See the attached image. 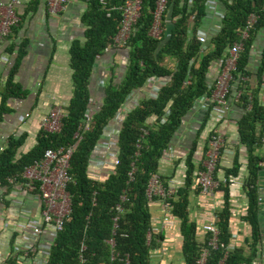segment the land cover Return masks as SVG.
Masks as SVG:
<instances>
[{"label": "trees", "instance_id": "1", "mask_svg": "<svg viewBox=\"0 0 264 264\" xmlns=\"http://www.w3.org/2000/svg\"><path fill=\"white\" fill-rule=\"evenodd\" d=\"M123 1L109 0V4L112 6ZM154 1H141L139 16L126 41V62L122 75L115 79L110 74L96 107L90 113L87 130L75 140L72 135L88 107V83L95 56L110 44L118 29L120 16L119 10H111L109 16H106L97 0H84L86 8L80 16L84 26L83 41H73L69 46L71 90L69 100L63 106L64 115L61 117L59 132L47 133L39 129L35 144L19 155H16V151L24 136L9 137L0 151V186H7L6 177L19 174L45 148L74 144L68 170L72 180L66 187L70 196V212L51 240L45 264H151V254L159 249L162 234L156 232L147 235L151 225L149 202L145 196L148 178L158 172L163 186H166V178L169 176H162L159 171L165 149L195 100L209 94L208 68L213 63H219L230 44L238 40L249 13L255 15V22L247 37L242 40L233 72V81L237 82L236 90L240 91L235 103L242 111L236 120V142L244 146L247 153V176L242 182L246 206L241 219L249 226V253L244 255L243 248L231 238L233 232L230 229L227 183H220L214 189L222 193V204L214 212L216 246L207 245L210 236L207 231L202 230V241H197L196 224L187 214L194 170L193 143L184 156L182 185L164 199L159 196L152 199L166 203L170 216L178 220L183 264H195L203 249L207 250L203 264H245L257 253L260 231L256 176L260 157L252 154V151L260 146L261 129L258 135L255 130L257 125H261L262 119L257 91L262 82L261 77H264V45L253 73L254 88L249 89V84L242 85L239 77L250 75L246 66L255 34L264 29V0H220L223 12L219 27L207 38L206 46L196 40L195 33L206 15L207 0H167L162 15L161 34L151 37L148 29ZM157 77H164L166 81L155 96H138L136 104L121 114L117 121L114 145L117 164L101 177L90 176L86 172L87 159L93 153L102 128L110 123L129 93L145 88L148 79ZM240 84L244 91L239 87ZM24 95L25 92L9 76L0 94V121L3 114L10 112L6 106L7 99ZM141 129L145 130L144 134H141ZM236 153L232 156L231 166L224 169L223 175H237L240 164ZM120 196L124 197L123 201H120ZM117 204L121 205L122 212L118 214L113 229L111 218L117 213ZM109 237L113 238L112 247L106 242ZM231 242L234 246L228 248ZM80 245H83L81 251ZM79 254L84 259L83 263L79 262ZM111 254H114L113 259H110ZM11 261L9 258L8 262Z\"/></svg>", "mask_w": 264, "mask_h": 264}, {"label": "crops", "instance_id": "2", "mask_svg": "<svg viewBox=\"0 0 264 264\" xmlns=\"http://www.w3.org/2000/svg\"><path fill=\"white\" fill-rule=\"evenodd\" d=\"M5 1L0 0V2ZM18 1L19 4L14 7V10L19 21L11 28L7 36L0 39V94L9 76L11 81L25 92L21 98L7 99L6 106L10 112L3 114L0 121V151L5 147L9 137L24 136L16 155L25 153L35 144L40 116L52 106H65L69 100L71 83L68 50L71 42L83 41L84 26L80 21V16L86 8L84 0H68L61 11L49 14L45 0ZM222 12L223 6L220 0H207L206 15L196 29V32L201 31L204 34L205 46L207 38L218 30ZM263 45L264 29H260L255 34L249 52L246 69L250 75H244V80H241L242 85L249 84V89L255 86L253 73ZM115 61L123 65V68L119 69V74L114 75L115 79H119L126 62L125 47L108 48L95 58L88 83L90 97L95 107L103 86L112 74L111 65ZM11 68H14L13 71ZM208 69L207 76L208 83H210L219 71V63H213ZM236 87L237 82L232 81L227 95L229 111L226 114L214 113L211 105L203 109L200 101H197L196 105L186 112L179 130L165 149L160 160L159 171L162 176H169L166 178V185L173 190L176 189L183 183L184 156L192 143L194 173L200 168L204 159L209 131L214 129L221 134L223 147L229 149L231 154H220L214 177L223 175L224 169L231 166L233 154L237 152L240 164L238 173L234 178L228 175L233 181V185L228 186L230 229L236 234L233 241L242 247L244 255H247L250 251L249 226L241 219L246 206L242 182L247 176V153L245 147L236 142V120L242 113L234 102ZM241 89L244 91L243 87ZM144 94L149 96L146 84L145 88L133 91L131 97L137 98ZM260 95L259 88L258 100ZM205 101H207L206 98ZM206 116L207 119H205ZM260 129L261 125H257L256 135L259 134ZM114 152V146H108L102 151H93L92 154L100 159H108V155ZM252 154L260 157L257 162L259 169L256 176L257 197H260V201L257 202L260 244L255 256L245 264H264V157L260 146L255 147ZM108 171V168H104L96 177H101ZM188 199V218L195 222L196 239L201 242L204 234L201 226L203 224L213 225L214 212L222 204V193L217 190L209 195H203L192 181ZM148 204L151 226H156V231L153 233L161 232L162 234L159 249L151 254V264H183L178 220L170 216L169 207L168 209L163 208V202L160 199H152ZM164 215L168 216L170 223L163 226L161 218ZM39 220V203L34 192H25L18 186H0V264H31V258L42 259L44 257V253L38 246L50 245L53 236L45 229L40 233L32 231L33 225ZM31 247H35L34 253L30 251ZM9 258L12 260L11 263L8 262Z\"/></svg>", "mask_w": 264, "mask_h": 264}, {"label": "built area", "instance_id": "3", "mask_svg": "<svg viewBox=\"0 0 264 264\" xmlns=\"http://www.w3.org/2000/svg\"><path fill=\"white\" fill-rule=\"evenodd\" d=\"M68 0H45L46 9L50 14H56L62 10L64 4ZM142 0H124L121 4L110 6L109 0H97L98 5L105 10V15L109 16L111 10H119L120 16L118 21V29L112 36L110 44L104 47L103 51L108 48L125 47L128 35L132 25L139 16L140 5ZM167 0H155L151 13V21L148 29V35L151 37H157L161 34V22L162 15L165 10ZM19 4L18 0H6L0 2V39L7 36L13 26L17 25L19 17L16 14L14 7ZM255 22V15L249 13L246 17L244 26L239 34L237 41L232 42L228 47L224 58L219 61L220 68L218 73L212 78L211 82L207 84L209 89L208 95L199 97L193 105H196L197 101H200V106L206 109L208 105H211L214 113L224 115L229 111V103L227 101V95L231 83L233 81V72L235 71L236 60L238 53L242 47V40L247 37L250 29H252ZM195 38L199 43L205 42V36L201 31L195 33ZM98 55L95 56V58ZM245 76H240V80H244ZM260 83V105L262 107V119H261V135H260V147L262 149V156L264 157V77H261ZM166 79L164 77H157L148 79L146 85L149 90V96H155L157 90L164 84ZM132 93V92H131ZM131 93L127 96L125 103H123L108 125L102 128L100 138L93 147V151H102L108 146H114L116 143L117 135V121L120 119V115L127 112L130 106L136 104L137 98L131 97ZM240 91L236 90L234 93V102L237 100ZM205 98L207 101H205ZM206 102V103H205ZM88 107L84 111L81 122L78 123L72 138L79 139L82 132L87 130L90 113L95 108L94 101L91 97L87 99ZM64 115L63 107L61 105H55L48 109V111L40 116L38 121V128L47 133H58L61 127V117ZM141 134H144L145 130L141 129ZM74 144H66L55 148H45L41 155L34 158L29 164L25 165L19 174H13L6 177L7 185L18 186L19 189L23 188L25 192H34L37 196L39 203L40 220L33 225L32 231L34 233H40L45 229L51 236L54 237L58 232L64 221L68 218L70 212V196L66 190V187L72 178L68 173L69 159L73 150ZM221 153L231 154L229 149L223 147V138L216 130H210L207 138V148L205 150L204 159L198 170L193 173L192 181L198 188V191L203 195H209L214 191L218 184L227 183L230 187L233 185V181L230 177L221 175L214 178V171L218 158ZM108 159H100L93 154L87 159L86 172L96 177L100 171L104 168H108L110 171L114 165L117 164V158L115 154L108 155ZM108 171V172H109ZM130 172L128 176H130ZM234 178V177H233ZM174 192L173 188L169 186H163L160 180V174L158 172L152 173L147 181L145 196L149 201L153 197L159 196L164 199ZM120 201L124 200L123 196L119 197ZM260 201V197H257V202ZM169 206L163 203V208L166 209ZM116 214L111 218L113 229L116 227V220L118 214L122 212L120 204L115 206ZM169 218L164 215L161 218V224L164 226L169 224ZM203 231L209 232L210 236L207 241V245L210 247L216 246V228L211 224H203L201 226ZM156 231V226H151L147 230V235ZM236 234L232 233V241L235 239ZM106 242L110 247L113 246V238H108ZM233 243L228 244V248H232ZM44 253V257L41 259L31 258V264H45V259L48 254L49 244L39 245ZM35 247H31L30 251L34 253ZM83 249V245H80L79 251ZM28 252V251H27ZM207 254V250H201L199 257L196 259L195 264H203L204 258ZM114 254L110 255V259H113ZM79 262L83 263L84 259L79 254ZM126 261V260H125Z\"/></svg>", "mask_w": 264, "mask_h": 264}, {"label": "rangeland", "instance_id": "4", "mask_svg": "<svg viewBox=\"0 0 264 264\" xmlns=\"http://www.w3.org/2000/svg\"><path fill=\"white\" fill-rule=\"evenodd\" d=\"M119 63V61H115L112 65H111V70H112V74L113 75H118L119 74V69L120 67L123 68V65H121ZM162 181V180H161ZM243 190V189H242ZM243 192V191H242ZM230 199V198H229ZM168 209V208H167ZM233 211V210H232Z\"/></svg>", "mask_w": 264, "mask_h": 264}, {"label": "bare ground", "instance_id": "5", "mask_svg": "<svg viewBox=\"0 0 264 264\" xmlns=\"http://www.w3.org/2000/svg\"><path fill=\"white\" fill-rule=\"evenodd\" d=\"M50 14V13H49Z\"/></svg>", "mask_w": 264, "mask_h": 264}]
</instances>
